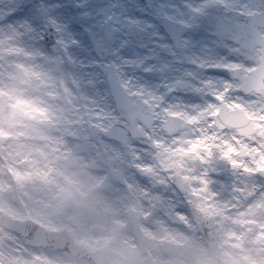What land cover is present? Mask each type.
<instances>
[{
  "label": "clouds",
  "instance_id": "obj_1",
  "mask_svg": "<svg viewBox=\"0 0 264 264\" xmlns=\"http://www.w3.org/2000/svg\"><path fill=\"white\" fill-rule=\"evenodd\" d=\"M0 264H264V0H0Z\"/></svg>",
  "mask_w": 264,
  "mask_h": 264
}]
</instances>
